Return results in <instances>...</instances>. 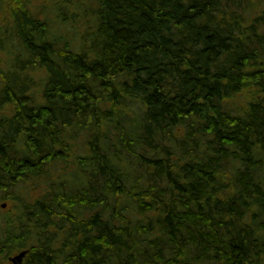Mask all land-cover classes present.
<instances>
[{"label":"trees","instance_id":"1","mask_svg":"<svg viewBox=\"0 0 264 264\" xmlns=\"http://www.w3.org/2000/svg\"><path fill=\"white\" fill-rule=\"evenodd\" d=\"M58 2L0 0V264H264V0Z\"/></svg>","mask_w":264,"mask_h":264},{"label":"rangeland","instance_id":"2","mask_svg":"<svg viewBox=\"0 0 264 264\" xmlns=\"http://www.w3.org/2000/svg\"><path fill=\"white\" fill-rule=\"evenodd\" d=\"M30 3V6L32 7V9L34 11H38L41 8L42 10H51L50 12V18H51V22L53 25H56L59 23V21H57V17L55 15H52V11H53V3L55 1H57V3H59V0H26ZM69 14V13H68ZM83 29V26L81 27ZM78 29L76 30V33H82V29ZM84 30V29H83ZM4 65H2V63L0 64V68H2ZM0 83H1V77H0ZM28 185V184H26ZM30 186V185H28ZM35 185H33L34 187ZM29 188L26 190V195L28 194ZM40 190H38V192H32L30 193V198L34 199L38 197ZM25 197V196H24ZM15 204L9 200L7 201H0V217L1 219L4 218V220H6V218L10 219V218H14L15 217ZM5 226V225H4ZM28 255V254H27ZM26 255V257H27ZM13 258V257H12Z\"/></svg>","mask_w":264,"mask_h":264},{"label":"water","instance_id":"3","mask_svg":"<svg viewBox=\"0 0 264 264\" xmlns=\"http://www.w3.org/2000/svg\"><path fill=\"white\" fill-rule=\"evenodd\" d=\"M28 254V251H23L22 253H20L19 255L13 257L11 259V261L14 263V264H21L24 260V258L26 257V255Z\"/></svg>","mask_w":264,"mask_h":264},{"label":"bare ground","instance_id":"4","mask_svg":"<svg viewBox=\"0 0 264 264\" xmlns=\"http://www.w3.org/2000/svg\"><path fill=\"white\" fill-rule=\"evenodd\" d=\"M12 259V258H11Z\"/></svg>","mask_w":264,"mask_h":264}]
</instances>
